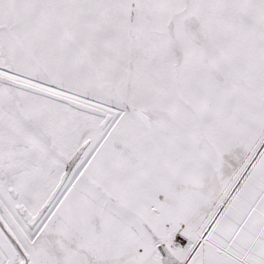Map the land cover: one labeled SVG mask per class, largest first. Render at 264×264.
<instances>
[{
  "label": "snow or ice",
  "instance_id": "1",
  "mask_svg": "<svg viewBox=\"0 0 264 264\" xmlns=\"http://www.w3.org/2000/svg\"><path fill=\"white\" fill-rule=\"evenodd\" d=\"M0 264H264V0H0Z\"/></svg>",
  "mask_w": 264,
  "mask_h": 264
}]
</instances>
